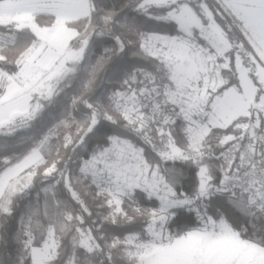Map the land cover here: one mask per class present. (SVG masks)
Masks as SVG:
<instances>
[{
    "label": "snow or ice",
    "instance_id": "obj_1",
    "mask_svg": "<svg viewBox=\"0 0 264 264\" xmlns=\"http://www.w3.org/2000/svg\"><path fill=\"white\" fill-rule=\"evenodd\" d=\"M0 264H264V0H0Z\"/></svg>",
    "mask_w": 264,
    "mask_h": 264
}]
</instances>
